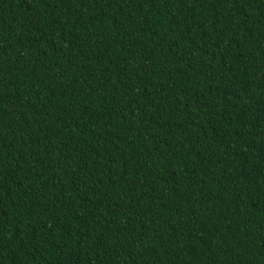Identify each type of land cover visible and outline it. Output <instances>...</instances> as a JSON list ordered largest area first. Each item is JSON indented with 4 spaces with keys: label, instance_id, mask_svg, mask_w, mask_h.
<instances>
[{
    "label": "trees",
    "instance_id": "trees-1",
    "mask_svg": "<svg viewBox=\"0 0 264 264\" xmlns=\"http://www.w3.org/2000/svg\"><path fill=\"white\" fill-rule=\"evenodd\" d=\"M0 264H264V0H0Z\"/></svg>",
    "mask_w": 264,
    "mask_h": 264
}]
</instances>
